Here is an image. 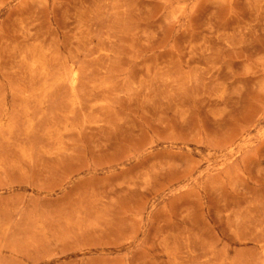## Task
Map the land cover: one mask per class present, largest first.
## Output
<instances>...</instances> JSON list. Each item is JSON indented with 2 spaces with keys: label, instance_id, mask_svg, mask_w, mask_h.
Instances as JSON below:
<instances>
[{
  "label": "rangeland",
  "instance_id": "1",
  "mask_svg": "<svg viewBox=\"0 0 264 264\" xmlns=\"http://www.w3.org/2000/svg\"><path fill=\"white\" fill-rule=\"evenodd\" d=\"M0 264H264V0H0Z\"/></svg>",
  "mask_w": 264,
  "mask_h": 264
}]
</instances>
